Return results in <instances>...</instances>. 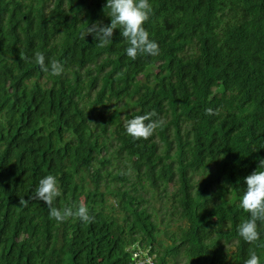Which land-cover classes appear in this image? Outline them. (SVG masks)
Instances as JSON below:
<instances>
[{"label": "trees", "instance_id": "16d2710c", "mask_svg": "<svg viewBox=\"0 0 264 264\" xmlns=\"http://www.w3.org/2000/svg\"><path fill=\"white\" fill-rule=\"evenodd\" d=\"M150 2L160 52L133 61L119 29L103 48L81 39L110 25L107 0H0V264H264V234L237 232L264 158V0ZM150 112L163 126L128 136ZM48 174L53 206L84 204L93 223L30 198Z\"/></svg>", "mask_w": 264, "mask_h": 264}, {"label": "clouds", "instance_id": "9594fccd", "mask_svg": "<svg viewBox=\"0 0 264 264\" xmlns=\"http://www.w3.org/2000/svg\"><path fill=\"white\" fill-rule=\"evenodd\" d=\"M108 16L111 17L110 25L95 23L81 32V39L92 35L99 47L103 48L112 42L114 30L119 29L120 34L128 43L126 55L133 61L141 55L157 56L160 49L158 43L150 38L145 24L152 15V4L150 0H107ZM35 62L45 72H51L53 76H61L64 66L58 61L51 60L46 63L43 53H37ZM50 64V66H49ZM209 116L219 115V110L206 109ZM155 112L145 113L129 119L125 124L126 134L134 140H148L156 130L163 126V121L153 120ZM260 169V170H258ZM246 188L238 207L248 213L247 219L243 220L237 227L238 235L248 244H256L264 234V158L259 160L257 170L244 178ZM62 195L58 178L48 174L39 179L34 189L32 200L43 201L49 207V216L58 223H63L69 218H78L84 223H93L94 215L90 214L89 208L80 204L76 208L66 207L58 209L53 206L54 201ZM28 200H21L26 204ZM264 247V244L258 245ZM154 261V257L151 255ZM245 264H261L260 256L255 252L249 253Z\"/></svg>", "mask_w": 264, "mask_h": 264}, {"label": "built area", "instance_id": "2783aa9c", "mask_svg": "<svg viewBox=\"0 0 264 264\" xmlns=\"http://www.w3.org/2000/svg\"><path fill=\"white\" fill-rule=\"evenodd\" d=\"M147 262L150 264H154L153 258L151 256H148ZM139 263H142V261H139Z\"/></svg>", "mask_w": 264, "mask_h": 264}, {"label": "rangeland", "instance_id": "374dc122", "mask_svg": "<svg viewBox=\"0 0 264 264\" xmlns=\"http://www.w3.org/2000/svg\"><path fill=\"white\" fill-rule=\"evenodd\" d=\"M172 225H174L176 222L174 221V217L171 219Z\"/></svg>", "mask_w": 264, "mask_h": 264}]
</instances>
